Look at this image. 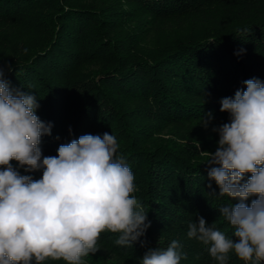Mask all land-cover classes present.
<instances>
[{"label":"trees","instance_id":"16d2710c","mask_svg":"<svg viewBox=\"0 0 264 264\" xmlns=\"http://www.w3.org/2000/svg\"><path fill=\"white\" fill-rule=\"evenodd\" d=\"M0 68L10 88L36 96L35 114L52 125L42 158L109 133L135 177L131 195L150 227L132 247L101 233L84 264H142L172 240L181 264H217L187 236L188 224L203 217L233 238L218 209L239 201L218 197L205 162L218 147L213 129L230 123L220 101L246 90V80L264 82V0H0ZM11 163L42 178V169ZM228 264L244 262L229 253Z\"/></svg>","mask_w":264,"mask_h":264},{"label":"clouds","instance_id":"9594fccd","mask_svg":"<svg viewBox=\"0 0 264 264\" xmlns=\"http://www.w3.org/2000/svg\"><path fill=\"white\" fill-rule=\"evenodd\" d=\"M243 83L246 90L220 101L230 123L213 129L218 147L205 162L218 197L239 201L218 209L235 239L203 217L188 224L187 236L208 246L217 264H228L229 253L244 264H264V82ZM38 108L36 96L10 88L0 68V264H84L103 232L119 233L115 243L132 247L151 222L131 195L135 177L116 155L115 136L85 134L42 158L41 137L51 135L52 125L39 119ZM13 160L26 172L42 169V178L19 174ZM250 196L256 199L249 205ZM180 249L177 240L149 249L142 264H181L186 256Z\"/></svg>","mask_w":264,"mask_h":264}]
</instances>
